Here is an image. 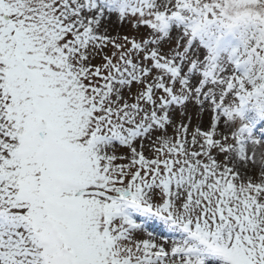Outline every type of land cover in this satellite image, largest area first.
Returning <instances> with one entry per match:
<instances>
[{
  "label": "snow or ice",
  "instance_id": "snow-or-ice-1",
  "mask_svg": "<svg viewBox=\"0 0 264 264\" xmlns=\"http://www.w3.org/2000/svg\"><path fill=\"white\" fill-rule=\"evenodd\" d=\"M0 264H264V0H0Z\"/></svg>",
  "mask_w": 264,
  "mask_h": 264
}]
</instances>
